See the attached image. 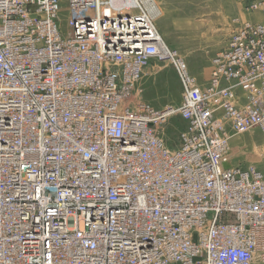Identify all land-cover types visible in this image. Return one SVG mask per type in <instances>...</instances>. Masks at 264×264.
<instances>
[{
    "label": "built area",
    "instance_id": "obj_1",
    "mask_svg": "<svg viewBox=\"0 0 264 264\" xmlns=\"http://www.w3.org/2000/svg\"><path fill=\"white\" fill-rule=\"evenodd\" d=\"M109 1L0 0V264H263L264 175L224 165L230 134L264 130V25L202 88L144 11ZM166 63L181 105L123 106Z\"/></svg>",
    "mask_w": 264,
    "mask_h": 264
},
{
    "label": "rangeland",
    "instance_id": "obj_2",
    "mask_svg": "<svg viewBox=\"0 0 264 264\" xmlns=\"http://www.w3.org/2000/svg\"><path fill=\"white\" fill-rule=\"evenodd\" d=\"M137 2L139 1L110 0L109 4L111 10L127 9L129 12L132 11L131 8H139L141 5L152 19L167 47L180 54L192 78L204 88L209 86L213 63L226 49L237 27V20L240 17L248 20L238 0H140L141 3ZM140 85L142 93L141 96L139 94L133 97V106H136L142 98L155 108L164 109V97L172 95L177 98V102L169 103L165 107L172 108L177 107L183 97L181 80L175 67L169 63L147 68ZM241 102H246L243 96ZM220 109H218L219 115L223 113ZM187 128L184 120L173 117L167 129L168 143L176 147L179 144V131ZM230 142L231 150L226 163L230 165L229 167L254 168L264 174L263 130L257 129L232 136Z\"/></svg>",
    "mask_w": 264,
    "mask_h": 264
},
{
    "label": "bare ground",
    "instance_id": "obj_3",
    "mask_svg": "<svg viewBox=\"0 0 264 264\" xmlns=\"http://www.w3.org/2000/svg\"><path fill=\"white\" fill-rule=\"evenodd\" d=\"M139 2H140V0H138ZM146 1V0H145ZM139 2H137V3H139ZM144 2V1H143ZM141 3V2H140ZM139 9L140 10H142V11H144L143 10V8L141 7V5L139 6ZM248 11H249V14L251 15V16H253V18H254V14L255 13H259L260 14V16H262V18H263V20L262 21H257V20H255V21H253V20H250V21H244V22H241V24L239 25V28L238 29H236L235 31H234V33H233V35L232 36H235L236 34H238L239 33V30L243 27V26H245V25H248V24H255V23H257V24H262V25H264V0L263 1H259V2H254V4H252L249 8H248ZM145 12V11H144ZM136 13V12H135ZM146 13V12H145ZM147 14V13H146ZM148 15V14H147ZM155 26V25H154ZM156 28V27H155ZM156 30H157V28H156ZM157 32H158V30H157ZM157 35L160 37V34H159V32L157 33ZM231 36V37H232ZM231 39V38H230ZM230 41V40H229ZM227 45H228V43H227ZM227 45H226V47H227ZM167 46V45H166ZM225 47V48H226ZM170 49V48H169ZM227 49V48H226ZM225 49V50H226ZM172 50V49H171ZM224 50V51H225ZM173 51V50H172ZM174 52H176V51H174ZM176 53H178V52H176ZM222 54V53H221ZM220 54V55H221ZM178 55H179V57H180V59H181V61H182V64H180V68L181 69H183L184 71L185 70H187V72H188V74H189V76L191 77V79L192 80H194L195 81V83L198 85V86H200L201 87V85L194 79V78H192V76L190 75V73H189V70H188V67H187V65L185 64V61H184V59L180 56V54L178 53ZM218 58V57H217ZM214 66H213V70H212V74H211V77H210V82L212 81L211 80V78H212V76H213V74H214V72H215V69H216V64H215V61H214ZM152 65H156V64H152ZM151 65V66H152ZM151 66H149V67H147V68H150ZM186 67V68H185ZM146 68V69H147ZM145 69V70H146ZM145 70H144V73H145ZM175 70H176V72H177V75L179 76V79L181 80V78H180V75H179V71L177 70V68L175 67ZM210 82H209V84H210ZM181 83H182V80H181ZM203 88V87H202ZM207 88V87H206ZM183 90H184V86H183V83H182V93H183ZM241 92H240V90H238L237 91V95H239V106H241V105H244L245 104V102L244 103H241L240 104V94ZM134 97V96H133ZM133 97H127L124 101H122V103H123V106H132V107H134L133 105H132V99H133ZM182 99H183V97H182ZM55 101H56V103L59 105V106H62V100H61V98H57L56 96H55ZM181 103H182V100H181V102L178 104V106L177 107H172V108H178L180 105H181ZM63 107V106H62ZM121 108H125V107H121ZM219 108H221V107H219ZM61 109H63V108H61ZM156 109H158V108H156ZM165 109V108H164ZM164 109H158V110H164ZM222 109V111H223V113L221 114V115H219V111L217 110V112H216V117L218 118V119H222V117H223V115H224V113H225V111H224V109L223 108H221ZM220 109V110H221ZM176 117V116H175ZM173 118V117H172ZM171 118V119H172ZM179 118V117H178ZM181 119V118H180ZM185 122H186V120H184ZM187 123V122H186ZM170 125V122L165 126V128H164V133H165V137H166V143H167V145H168V147H169V149L170 150H175L176 149V147L179 145H177L176 147H173V146H171L169 143H168V141H169V139L167 138L168 136H167V129H168V126ZM261 130V129H260ZM253 131H255V130H253ZM264 131V130H263ZM181 131H179V134H178V143H179V137H181V133H180ZM250 132H252V131H250ZM247 133H249V132H247ZM242 134H244V133H242ZM242 134H230L229 135V140H228V142H229V149H228V153H227V155H226V157L228 156V154L230 153V150H231V142H230V138L232 137V136H235V135H242ZM233 168H237V169H241V168H239V167H229V168H227V169H233ZM224 169L225 170H227L226 168H225V166H224ZM250 169H254V168H250ZM241 170H243V169H241ZM244 170H249V169H244ZM255 170V169H254ZM257 172H260V171H257ZM262 173V172H261ZM263 174V173H262ZM264 175V174H263ZM0 234H3V229L2 228H0ZM264 264V263H263Z\"/></svg>",
    "mask_w": 264,
    "mask_h": 264
},
{
    "label": "crops",
    "instance_id": "obj_4",
    "mask_svg": "<svg viewBox=\"0 0 264 264\" xmlns=\"http://www.w3.org/2000/svg\"><path fill=\"white\" fill-rule=\"evenodd\" d=\"M238 1H240V5L242 6V8L241 9H243L244 10V15L246 16V17H248V20H244L242 17H240L238 20H237V27H236V29H238L239 28V25L241 24V22H246V21H250V20H253V21H255V20H257V21H262L263 20V18H262V16H260V14L259 13H255L254 14V18H253V16H251L250 14H249V11H248V8L252 5V4H254V2H259V1H263V0H238ZM252 2V3H251ZM235 29V30H236ZM163 78V77H162ZM164 80V78L162 79V81ZM163 84H164V81H163ZM201 85V84H200ZM201 87H203L202 85H201ZM204 88V87H203ZM241 94V93H240ZM166 95V94H165ZM243 95L241 94L240 95V103H242L241 102V97H242ZM174 102H177V98L176 97H174V96H172V95H170V97L169 96H165L164 97V108L165 107H167L168 105H169V103H171V104H173Z\"/></svg>",
    "mask_w": 264,
    "mask_h": 264
},
{
    "label": "water",
    "instance_id": "obj_5",
    "mask_svg": "<svg viewBox=\"0 0 264 264\" xmlns=\"http://www.w3.org/2000/svg\"><path fill=\"white\" fill-rule=\"evenodd\" d=\"M229 166H230L229 164H226V165H225V168L227 169V168H229Z\"/></svg>",
    "mask_w": 264,
    "mask_h": 264
}]
</instances>
